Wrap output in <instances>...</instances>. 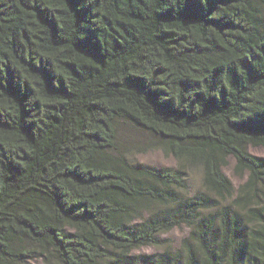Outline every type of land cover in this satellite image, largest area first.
<instances>
[{
    "label": "trees",
    "instance_id": "obj_1",
    "mask_svg": "<svg viewBox=\"0 0 264 264\" xmlns=\"http://www.w3.org/2000/svg\"><path fill=\"white\" fill-rule=\"evenodd\" d=\"M119 121L177 167L119 153ZM249 147L264 148V0H0V264H264Z\"/></svg>",
    "mask_w": 264,
    "mask_h": 264
},
{
    "label": "rangeland",
    "instance_id": "obj_2",
    "mask_svg": "<svg viewBox=\"0 0 264 264\" xmlns=\"http://www.w3.org/2000/svg\"><path fill=\"white\" fill-rule=\"evenodd\" d=\"M117 151L127 157L134 163H142L145 165L161 167H177L176 160L157 148V138L150 133L136 129L126 121H119L117 126ZM248 151L257 157L264 158V148L249 147ZM236 160L233 157L228 159V164L223 168L225 175L231 180L234 188L237 190L247 180V174L239 175L235 171ZM202 171L194 169L191 171L189 178V187L193 192L202 188ZM189 234L186 227L175 229L171 232L160 236L163 240V247H177L181 241ZM162 251V249L154 247H145L137 251V253L151 254ZM29 264H42L40 259L31 260Z\"/></svg>",
    "mask_w": 264,
    "mask_h": 264
}]
</instances>
